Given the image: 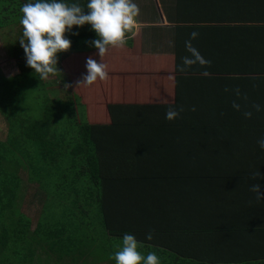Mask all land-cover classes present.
I'll use <instances>...</instances> for the list:
<instances>
[{"label": "trees", "instance_id": "16d2710c", "mask_svg": "<svg viewBox=\"0 0 264 264\" xmlns=\"http://www.w3.org/2000/svg\"><path fill=\"white\" fill-rule=\"evenodd\" d=\"M194 1L206 16L220 12L222 26L199 28L213 62L186 72L176 65V88L180 80L204 87L191 86L187 95L153 107V115L145 112L153 119L140 120L134 111L133 120L119 118L112 104L109 117L87 118L77 83L89 57L77 54L97 50L87 24L66 33L71 49L58 54L59 71L50 75H66L70 87L41 80L26 57L17 62L18 74L0 78V119L8 124L0 138V264H115L125 233L160 264H184L177 256L184 253L203 254L206 264H264V213L261 223L245 219L260 208L251 185L264 190V178L251 179L256 171L264 177L257 143L264 139V0ZM29 2L35 0H0V32L21 25ZM60 2L87 14L89 0ZM53 86L62 100L51 102ZM24 102L37 117L26 120ZM169 107L183 111L169 121ZM141 130L153 132L150 151L137 143L143 136L132 137ZM172 183L182 189L173 191ZM26 199L40 204L35 223L23 209ZM177 215L180 227H162ZM166 246L178 253L171 261Z\"/></svg>", "mask_w": 264, "mask_h": 264}, {"label": "crops", "instance_id": "0c3cea01", "mask_svg": "<svg viewBox=\"0 0 264 264\" xmlns=\"http://www.w3.org/2000/svg\"><path fill=\"white\" fill-rule=\"evenodd\" d=\"M133 2L138 5L140 14L137 17L138 22L130 42H127L123 48H111V55L106 53L102 58L97 54L98 50L77 54L79 57L94 54L97 63L101 62L107 66L108 78L106 80L98 79L91 86L81 84L84 92L81 101L86 104L85 108L81 107L83 110L85 109L87 118L91 121L97 119L95 115L109 117L107 114L109 104H112L114 110L118 111L119 118L129 119V114L134 111L139 115L140 120L153 119V117H145V112H150L153 115V107L174 102L176 94L187 95L191 86L204 87L200 86L203 84L197 85L199 84L197 82L189 84V81L180 80L179 86H177L178 91H176V65H178L179 72H186L179 69L182 58L191 55L185 48V41L190 39V34L193 32L199 34L196 39L191 41L193 47L206 61L213 62L214 56H210V53L205 51L204 44L201 43L203 35L199 28L222 26L216 22V19L220 17L218 8H215L211 15L206 16L202 5L194 0H133ZM205 20H210L208 21L210 25H203L208 23ZM208 48L211 50L210 45ZM118 54L120 57L111 62L112 58L110 57L118 56ZM84 64L85 62H83ZM196 66L202 67L199 64L192 67L197 68ZM83 71L87 73L86 64ZM67 79L66 75H60V78L56 76V80L62 88L66 84L68 85ZM148 134L146 130H141L133 133L132 136L136 140L143 136V139L137 142L140 147L142 146L143 151L144 148L146 151H150L155 143L153 142V132L149 136ZM252 166L258 167L255 164ZM172 187L175 192L182 189L181 185H174V183H172ZM261 192L264 193L262 187ZM255 201V205H260V208L254 213L248 212L245 217V219L250 217L254 224L255 222L261 223V216L264 213V200L257 201L255 199ZM180 218L181 216L177 215L173 219L174 221L164 224L162 227H180L182 225ZM246 222L249 223L247 220ZM166 248L168 249L164 258L171 261V256L178 253L168 246ZM177 256L185 260L184 264H206L208 261L203 254L202 256L200 254L191 256L184 253Z\"/></svg>", "mask_w": 264, "mask_h": 264}, {"label": "clouds", "instance_id": "9594fccd", "mask_svg": "<svg viewBox=\"0 0 264 264\" xmlns=\"http://www.w3.org/2000/svg\"><path fill=\"white\" fill-rule=\"evenodd\" d=\"M87 14L79 4L71 5L60 0H35L25 3L22 8L20 23L23 27V38L19 41L26 56V65L36 73L41 80H46L50 75L59 71L58 54L68 52L72 42L66 37L73 27L81 28L90 25L96 33V39L90 42L98 50L97 54L102 58L109 48H123L127 43V34H134L137 25V17L140 9L133 0H89ZM78 35L79 33H74ZM197 32L190 34V39L185 41V48L191 54L182 58L180 71H186L193 65L210 66L199 51L193 47L191 41L198 37ZM104 63H97L89 56L86 60L87 74L78 83L93 85L98 79L103 81L108 78ZM202 75H209L207 71ZM70 87V85H65ZM195 110V109H193ZM180 111L169 107L165 118L172 121L179 117ZM249 117L251 113L246 114ZM264 149V139L257 142ZM146 154V153H145ZM264 178L260 171L252 173L251 179ZM250 191L255 193L257 201L264 200L260 183L251 185ZM148 240L153 238L151 232L147 234ZM140 242L133 234L125 233L122 238V246L114 254L115 264H160V259L155 252L143 255L139 248Z\"/></svg>", "mask_w": 264, "mask_h": 264}, {"label": "rangeland", "instance_id": "374dc122", "mask_svg": "<svg viewBox=\"0 0 264 264\" xmlns=\"http://www.w3.org/2000/svg\"><path fill=\"white\" fill-rule=\"evenodd\" d=\"M23 27L15 26L10 27L6 29L4 32H0V78H9L11 76H14L19 73V69L17 67V62L22 61L21 59L26 57L24 50L20 48L19 41L23 38ZM16 55L12 54L11 52L17 51ZM46 80H54L53 76H49ZM57 83V80L55 78L54 80ZM61 84H63L61 82ZM57 86H53V89L51 90L52 98L51 102L53 100H62L63 97H60L58 99V96L54 93L57 92ZM51 97V96H50ZM24 110L26 111L23 116H27V121L31 118L37 117L38 113L34 109V105L30 102H24L23 106ZM8 132V124L5 120L0 119V138L3 140L5 138V134ZM21 176L23 179L25 178L24 172H21ZM26 187V186H25ZM30 187V191L34 189ZM29 190V188L27 189ZM28 192V191H27ZM23 209L28 212L29 215L33 216V222L35 223L37 212L39 211L40 204L38 202L32 203L30 199H26L22 201ZM22 209V205H21Z\"/></svg>", "mask_w": 264, "mask_h": 264}]
</instances>
